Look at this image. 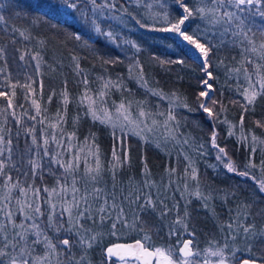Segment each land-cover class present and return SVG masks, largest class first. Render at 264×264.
Here are the masks:
<instances>
[{
	"label": "snow or ice",
	"instance_id": "obj_1",
	"mask_svg": "<svg viewBox=\"0 0 264 264\" xmlns=\"http://www.w3.org/2000/svg\"><path fill=\"white\" fill-rule=\"evenodd\" d=\"M137 7L147 11L143 19L137 18L126 7L117 6V0H56L58 6L37 0L36 8H46L65 15H73L85 30L94 32L105 41L115 45L131 61L129 75L139 81L153 96L168 101L165 111H151L145 107L147 101L137 102L135 113L132 102H112L108 107L106 97L113 88L124 87L120 80L98 77L100 87L93 92L81 66V57L71 54L73 70L84 87L78 104L85 108L84 116L111 129L113 146L111 160L105 164L103 153L94 133L83 141L76 132H66L67 106L72 98L67 90V81L60 93L63 115L58 110L56 118L49 120L37 98V80L28 76L25 82H13L11 74H5L8 51L0 47V67L4 86L11 92L0 91L7 104L0 108V264H97L93 251L100 250L99 264H264V224L257 225L251 212L252 205L237 203L228 208V218L218 224L219 238L207 240V246L200 248L196 232L189 227L190 205L193 200L200 207L216 216L213 201L216 194L211 188L202 187L199 170L192 157L184 154L187 162L183 173L169 166L165 169L166 179L159 182L151 178V170L143 160L142 178L136 181L129 177L127 182L119 179V172L130 166V145L128 138L136 136L145 144L155 143L174 147L184 146L206 155L203 144H194L189 136L180 131L182 125L176 109L184 108L194 112L187 99L176 92L165 93L149 86L144 76L143 65L138 56L142 47L133 39L125 37L111 24L102 27V20H112L127 27L125 17H130L142 29L151 32L170 33L197 53L201 61L204 85L197 96L198 108L207 117L228 126V135H235L239 127L241 141L244 135V114L254 109L257 100L264 97V0H134ZM172 5L176 11H170ZM11 7L20 8L18 0H12ZM5 8L0 4V9ZM17 15L20 13L17 12ZM46 14V13H44ZM199 21L193 28V23ZM8 20L0 14V24L7 26ZM24 41L33 37L28 30L13 29ZM260 39L257 41V34ZM72 39L91 48L90 40L82 33L70 34ZM12 44L16 40L11 41ZM40 48L46 47V40L37 38ZM235 49L239 60L229 66L219 60L216 67H223L229 79L236 81V93L241 99L229 103L240 104L243 112L239 124H233L221 113L226 111L222 101L210 96L213 87L210 80L217 79L213 71V58L219 50ZM134 50L129 55V50ZM34 61L37 74L43 77V68L57 70L55 61L45 60L42 51L19 52L18 59ZM103 65L122 62L120 57L104 58L98 54ZM159 64L184 65L183 59L161 60ZM62 66V65H61ZM133 69L136 73L133 76ZM24 90V104H15L16 89ZM43 79L39 81V96H43ZM130 91V90H129ZM56 95L53 90L48 97L51 103ZM201 97L205 99H200ZM219 106V110H216ZM21 108L18 115L16 109ZM114 109V112H113ZM26 118V119H25ZM12 121L10 123L9 121ZM80 116L74 117V127ZM32 122V123H29ZM264 128V123L256 122ZM37 125L42 126L39 131ZM15 127V133H13ZM159 131L160 135L157 136ZM253 145L258 138L253 134ZM211 146L217 150L216 159L228 173L254 181L260 193H264V159L257 165L250 156L246 169H259V176L251 171H241L229 157L226 149L217 143V133L212 132ZM264 145V140H259ZM256 149L251 148L254 155ZM46 177L53 182L48 184ZM179 193V198H177ZM233 198L235 192L230 194ZM229 194L220 196L227 204ZM181 201H184L183 207ZM261 213H257L260 215ZM155 217L161 222L168 220L167 243L157 244L153 235L159 236L158 226L149 222ZM107 240V242H105ZM257 249L256 252L253 249ZM247 253V256L243 254ZM259 253V254H257Z\"/></svg>",
	"mask_w": 264,
	"mask_h": 264
},
{
	"label": "trees",
	"instance_id": "obj_2",
	"mask_svg": "<svg viewBox=\"0 0 264 264\" xmlns=\"http://www.w3.org/2000/svg\"><path fill=\"white\" fill-rule=\"evenodd\" d=\"M20 8H13L10 5L12 0H0V4H4L5 8L0 9V14L6 16L7 26L0 24V47H5L8 51V64L5 68V74L10 73L13 82H25L28 76H32L37 80V84L33 85L37 88V98L40 99L42 107L47 111L46 117L49 120L56 118V113L59 110L63 115V106L61 102L60 93L64 88V81H67V90L72 98V103L67 106V115L65 131L76 132L79 140L83 141L90 133H94L96 141L103 153L105 164L111 160V151L113 146V138L111 136V129L108 126L102 125L99 122H93L91 117L84 116L85 108L78 104L79 96L83 90V85L79 83V77L76 76L71 61V54L80 56L81 66L85 70L89 84L88 87L95 92L101 84L98 77H111L114 81L120 80L124 85L123 88H113L106 97L108 107H112V102L119 104L122 100L125 102H132V111L135 113L137 102L147 101L145 107L151 111H165L168 107V101L161 100L158 96H153L140 86L139 81L129 75L128 65L130 60L118 49L115 45L104 40L103 37L97 36L94 32L85 30L77 19H71V15H63L62 8L58 14L55 11H49L46 8H36L37 0H18ZM47 2L58 6L56 0H47ZM147 2V0H146ZM123 5L129 12L133 13L137 18L143 19V7H137L131 0H117V6ZM170 11L175 12L176 6L172 5ZM20 14L17 15L16 13ZM46 13V14H44ZM65 16V17H63ZM128 22L127 27L117 24L112 20H102V27L107 28L109 24L114 29L120 31L125 37L135 40L141 47L142 51L138 56L140 63L143 65L144 76L147 79L149 86L157 90H163L165 93L176 92L185 97L189 105L196 109L194 112H189L187 109H176L177 118L181 121L180 131L186 133L194 144H203V151L206 155H200L196 151L184 146L183 152L180 146H173L168 144L161 148L156 147L155 143L145 144L136 136L128 138L130 145V166L126 165L119 172L120 178L127 182L129 177H134L136 181L142 178L143 160L146 159L149 169L151 170V178L159 182L162 178L166 179L165 169L169 166L177 168L178 172L183 173L186 166L184 154L192 157L195 166L199 170L202 187L211 188L216 194V199L213 201L215 205L216 216L200 207L198 200H193L190 205L191 222L190 223H206L202 229L197 227H190L196 232L195 243L200 248L207 246V243L200 244L199 240H204L202 234L206 238L215 236L211 229L217 228V223L228 218V208L235 207L237 203L245 202L252 205L251 212L255 216V222L259 226L264 224V193H260L254 181L244 177L228 173L222 164L216 159L217 150L211 146L210 137L213 131L217 133V143L224 147L231 159L239 167L241 171L248 170L259 176V169H246L250 156L255 163L259 165L260 161L264 159V145L259 143V140H264V128L257 126V121L264 123V97L257 100L254 109L249 110L244 114V135L248 136L247 141L238 139L241 137L239 127L235 129V135H228V126L223 123L214 122L207 117L206 113L198 108L197 96L204 85L200 82L204 78L201 70V61L193 57L190 50L185 45L180 43V39L170 33L151 32L147 29H142L131 20L130 17H125ZM199 23H193V28ZM28 30L33 37L30 41H24L19 36L18 32L13 29ZM80 32L84 39L90 40L91 48L85 47L81 42L75 41L71 37V33ZM37 38L46 40V47L41 49L37 43ZM16 40L12 44V40ZM260 36L257 34V41ZM27 48L29 51H42L45 60L57 63V70L50 71L47 67L42 70L43 77L36 73L34 68V61L26 58L27 63L18 59L19 52ZM134 50H129V55ZM98 54L104 58L120 57V63L114 65H103L98 58ZM158 57L161 60H176L183 59L184 65L180 64H165L161 65L152 57ZM235 56L239 60V53L235 49L226 48L219 50L213 58V74L217 79L210 80L209 83L213 85L210 90V96L218 101H222L226 106V111L221 113V119L227 118L233 124H239L240 116L243 112L240 104L229 103L233 99H241L236 93V81L229 79L223 67H216L219 60H224L229 66L236 63L232 57ZM62 65V66H61ZM0 67H5L3 59H0ZM136 69H133V76ZM43 79V96H39V81ZM56 95L52 97L51 103H48V97L52 91ZM130 90V91H129ZM0 91L11 92L10 88L4 86V77L0 76ZM200 99H205L201 97ZM15 104H24L28 107V103L24 100V90L17 88L16 96L14 98ZM7 101L0 97V108L5 107ZM219 110V106H216ZM19 115L22 112L21 108L16 109ZM114 112V109H113ZM80 116L79 123L74 127V117ZM26 119V118H25ZM12 123L11 119L9 121ZM32 123V122H29ZM42 126L37 125L38 131ZM15 133V127H13ZM258 138V141L253 145L252 135ZM159 131L157 136H159ZM255 147L254 155L251 153V148ZM46 182L51 184L53 182L51 177H46ZM235 192L233 198L230 194ZM229 194L227 204L222 203L220 196ZM179 198V193H177ZM184 201H181L183 207ZM257 213H261L257 215ZM149 222L158 226L160 229L159 236L153 235V240L157 244L167 243L168 220L161 222L155 217L149 218ZM213 223V224H207ZM208 230V231H205ZM216 234V232H215ZM107 242V241H106ZM254 252L257 249H253ZM259 254V253H257ZM247 256V253L243 254ZM94 260L99 264L102 255L99 249L93 251Z\"/></svg>",
	"mask_w": 264,
	"mask_h": 264
},
{
	"label": "rangeland",
	"instance_id": "obj_3",
	"mask_svg": "<svg viewBox=\"0 0 264 264\" xmlns=\"http://www.w3.org/2000/svg\"><path fill=\"white\" fill-rule=\"evenodd\" d=\"M131 1H133V4H135V2H134V0H131ZM147 2H151V0H147ZM147 10L146 9H144L143 10V13H145ZM62 14L64 13V10H62V12H61ZM63 15H65V14H63ZM63 17H65V16H63ZM66 17H70L71 19H75L74 18V14L73 15H71V16H66ZM180 43H181V41H180ZM181 44H183V45H185L186 46V48H188L189 50H190V53L193 55V57H195V58H197L198 59V57H197V53L195 52V50L194 49H192L191 48V46H189V45H187V42H183V43H181ZM199 60V59H198ZM200 61V60H199ZM209 92H210V90H209ZM119 175V174H118ZM121 176H119V179H121L120 178ZM122 180V179H121ZM168 224V223H167ZM206 224V223H205ZM205 224L204 223H190V225H189V227H197L198 229H202V232H204L203 231V226H205ZM207 224H213V223H207ZM218 224L219 223H217V228L216 229H211V230H213L212 231V233L217 237V238H219V229H218ZM203 225V226H202ZM205 231H208V230H205ZM215 232H216V234H215ZM201 239H204L203 241L202 240H199V242H200V244H205L206 242H207V240L208 239H210V238H206L205 236H204V234H202V238ZM107 241V240H106ZM105 241V242H106Z\"/></svg>",
	"mask_w": 264,
	"mask_h": 264
}]
</instances>
